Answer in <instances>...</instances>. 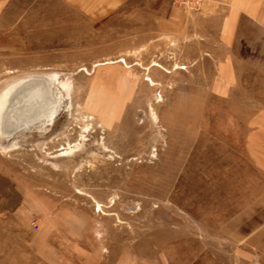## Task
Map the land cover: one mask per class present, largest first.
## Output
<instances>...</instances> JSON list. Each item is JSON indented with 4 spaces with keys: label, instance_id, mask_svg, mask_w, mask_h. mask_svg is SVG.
Returning <instances> with one entry per match:
<instances>
[{
    "label": "rangeland",
    "instance_id": "1",
    "mask_svg": "<svg viewBox=\"0 0 264 264\" xmlns=\"http://www.w3.org/2000/svg\"><path fill=\"white\" fill-rule=\"evenodd\" d=\"M173 5L203 8L0 0V92L51 82L0 131V264H264V36L220 79L206 47L150 40Z\"/></svg>",
    "mask_w": 264,
    "mask_h": 264
},
{
    "label": "crops",
    "instance_id": "2",
    "mask_svg": "<svg viewBox=\"0 0 264 264\" xmlns=\"http://www.w3.org/2000/svg\"><path fill=\"white\" fill-rule=\"evenodd\" d=\"M160 21L165 23L155 28L150 40L160 36L186 40L192 43L191 49L199 51L192 52V56L193 53L200 55L203 50L199 49L204 46L208 62L225 66L227 72L220 79H233L235 75L230 67L238 62L241 41L253 39V30H259L261 38L264 36V0H207L201 12L192 14H185L173 5ZM257 118H261V122L256 127V143H262L263 148L264 111ZM253 204L255 210L264 207V193ZM252 229L248 227L244 232L253 235L260 231L259 227ZM258 234L264 247V229Z\"/></svg>",
    "mask_w": 264,
    "mask_h": 264
},
{
    "label": "bare ground",
    "instance_id": "3",
    "mask_svg": "<svg viewBox=\"0 0 264 264\" xmlns=\"http://www.w3.org/2000/svg\"><path fill=\"white\" fill-rule=\"evenodd\" d=\"M33 77H28L18 83L16 82L0 92V131L3 132V136L5 134L4 132L10 130V127H18V125H20L19 122L24 121L22 120L23 117L28 116L26 118L30 120L31 118L36 119L39 115L44 113L43 107L48 106L49 99L51 98L49 96H51V94L48 96L49 90H46L49 89L48 86H46L48 83L43 84L49 81L47 79L48 77ZM50 83L49 81V87L51 86ZM30 115H32L31 118ZM44 118H46V116ZM63 154H65V152L61 153V155Z\"/></svg>",
    "mask_w": 264,
    "mask_h": 264
},
{
    "label": "built area",
    "instance_id": "4",
    "mask_svg": "<svg viewBox=\"0 0 264 264\" xmlns=\"http://www.w3.org/2000/svg\"><path fill=\"white\" fill-rule=\"evenodd\" d=\"M206 0H174L185 11H200Z\"/></svg>",
    "mask_w": 264,
    "mask_h": 264
}]
</instances>
